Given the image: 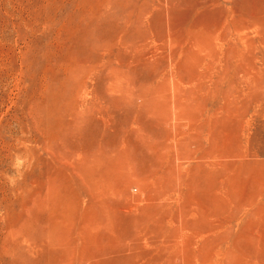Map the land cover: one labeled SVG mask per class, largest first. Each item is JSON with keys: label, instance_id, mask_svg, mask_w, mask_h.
Listing matches in <instances>:
<instances>
[{"label": "rangeland", "instance_id": "374dc122", "mask_svg": "<svg viewBox=\"0 0 264 264\" xmlns=\"http://www.w3.org/2000/svg\"><path fill=\"white\" fill-rule=\"evenodd\" d=\"M0 264H264V0H0Z\"/></svg>", "mask_w": 264, "mask_h": 264}]
</instances>
